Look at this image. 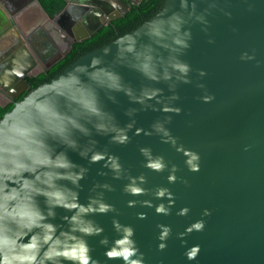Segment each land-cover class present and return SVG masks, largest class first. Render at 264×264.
Wrapping results in <instances>:
<instances>
[{"label": "clouds", "instance_id": "1", "mask_svg": "<svg viewBox=\"0 0 264 264\" xmlns=\"http://www.w3.org/2000/svg\"><path fill=\"white\" fill-rule=\"evenodd\" d=\"M167 3V0H166ZM166 3L152 19L146 21L139 30L119 36L111 45L116 52L111 61L106 57L112 54V47H104L101 55H93L87 64H75L49 83L30 93L2 117H0V264H103L92 255L96 248L89 244L90 238L98 237L97 245L105 249V261H119L120 264H145L144 253L136 241L132 225L122 224L117 218L118 209L108 203L105 193L115 192L108 182L96 181L89 189L86 203L79 202L81 181L87 179L90 171L74 163L67 151L77 152L89 165L102 163L98 176L115 181H126L120 189L125 196L143 197L151 195L154 200L167 201L153 204L152 200L130 199L127 207H154L156 215L169 216L175 206L174 194L168 187L146 188L147 176L141 172L133 176L125 168L119 156L107 148L97 150L95 135L110 137V145L126 147L132 143L129 132L134 128L135 115L151 109L163 114L157 118L149 130L136 128L134 135L158 136L161 143L168 144L185 157L189 172H199L201 157L199 153L185 149L178 144L167 125L172 123L173 115H180L182 109L174 106L180 99L177 87L192 84L193 68L183 59L191 48L193 39L190 24H199L207 34L210 27L208 16L214 11L222 12L231 18V12L219 7L220 0H179V10L168 13ZM198 3L205 4L198 10ZM74 5L68 11L73 20H80ZM254 11L251 4L247 9ZM234 33L236 28L231 29ZM208 44L215 40L210 35ZM239 59L244 62L256 61L255 49L252 53L243 52ZM260 67L261 62L256 61ZM126 67L139 74L141 84L134 88L125 82L117 70ZM203 78L207 73L196 70ZM8 75V73H5ZM17 75L20 73L17 72ZM164 84V89L155 85ZM203 91L197 99L211 103L215 96L208 92L205 84L197 83ZM103 94V97L101 96ZM116 94H123L130 104L125 115L130 122L121 127L114 113L107 110L105 100L119 104ZM80 138H87L85 143ZM250 146L245 147V151ZM62 149V150H60ZM143 158L141 167L150 172H168L167 182L175 184L178 179L188 186L186 179L176 175L179 168L165 160L163 155L154 154L150 146L138 147ZM58 209L65 215L59 216ZM190 209H180L177 216H187ZM114 213L111 225L115 234L111 238L105 228L92 217ZM204 209L203 217L211 216ZM147 218L146 213H137V219ZM157 251L167 248L172 235V227L159 223ZM204 219L190 224L185 232L178 234L182 244L184 237L193 232H203ZM201 249L199 245L186 248L184 256L194 261Z\"/></svg>", "mask_w": 264, "mask_h": 264}, {"label": "water", "instance_id": "2", "mask_svg": "<svg viewBox=\"0 0 264 264\" xmlns=\"http://www.w3.org/2000/svg\"><path fill=\"white\" fill-rule=\"evenodd\" d=\"M34 2L46 23L54 27L55 20L43 11L37 0ZM165 3L166 0L164 5ZM249 4L254 11L247 10ZM1 5L6 13L7 6L3 3ZM205 6L198 3V10ZM219 7L231 12V18L220 11H214L207 17L210 22L207 34L199 24L186 26L191 27L193 39L191 48L183 59L193 68V83L178 85L180 99L174 102V106L180 107L182 112L180 115H173L172 123L167 125L172 135L178 138V144L199 153L200 171L189 172L183 154L170 145L161 143L158 136L134 135L136 128L149 130L154 120L163 119L162 113L151 109L135 115L136 124L128 133L132 137V143L126 147L110 145V137L107 136L94 134L92 137L98 141L97 150L107 148L110 153L119 156L133 176L143 172L148 179L144 187H168L175 198L171 215H156L154 207H141L139 204L134 208L127 207L130 199L152 200L154 205L167 201L154 200L151 195L125 196L120 189L126 181L112 180L111 174L108 177L97 175L98 171H106L101 167L103 162L89 165L77 152L67 151L74 163L90 169L87 179L80 182L83 188L79 192V202L86 203L94 182L111 183L116 191L105 193V199L118 209L117 218L122 224L134 227V238L144 253L145 264H264V0H220ZM166 8L167 14L179 10V0H167ZM142 25L128 33L139 30ZM232 28L238 31L234 33ZM209 35L214 38V44L207 43ZM114 41L78 57L49 82L77 63H89L93 55H101L104 47H112V54L106 57L107 61H111L116 52L115 46L111 45ZM72 42L70 39L67 41L66 49L55 60L69 50ZM253 49L256 61L261 62L260 67L256 66V61L244 62L239 59L243 52L251 54ZM198 69H203L207 75L199 78L196 72ZM117 70L125 82L139 88L141 78L138 73L126 67ZM21 83L27 86L23 80ZM197 83L205 84L208 92L215 96L211 103H203L197 99L204 94L196 87ZM42 85L28 91L19 101H14L13 107ZM155 86L163 88L165 95H170L166 85ZM116 95L119 104L107 100L104 103L123 127L130 122V118L124 114L126 109L139 105L130 104L123 94ZM86 139L80 138V142L85 143ZM140 146H150L154 154L163 155L169 162V167L171 164L177 165L179 171L176 175L186 179L188 186L179 179L175 184H169L167 171L158 174L143 169L140 166L143 158L138 152ZM246 146H250L248 151L244 150ZM184 207L190 209L188 215L177 216L176 213ZM204 209H209L211 216L203 217ZM57 211V220L53 222L62 223L59 216L67 213L60 209ZM137 213H146L147 218L137 219ZM113 215L115 214L109 213L106 216L92 217L105 228V234L110 239L115 237L111 225ZM200 219L206 222L205 230L185 236L186 243L182 244L178 234L185 232L190 224ZM159 223L172 227L167 248L162 252L157 251L159 230L156 225ZM98 239H89V244L96 248L92 253L94 258H99L103 264H120L119 261H105L102 256L105 249L97 245ZM194 245H199L201 251L196 260L188 261L184 252Z\"/></svg>", "mask_w": 264, "mask_h": 264}, {"label": "flooded vegetation", "instance_id": "3", "mask_svg": "<svg viewBox=\"0 0 264 264\" xmlns=\"http://www.w3.org/2000/svg\"><path fill=\"white\" fill-rule=\"evenodd\" d=\"M34 1L0 0L1 106L19 101L31 91L28 78L40 74L50 78L52 69L63 59L80 57L114 41L138 28L156 11L154 5L142 6L143 0H61L62 8L50 15L41 0H37L43 11L55 20L56 26L51 27ZM1 3L7 6L6 13ZM70 4L75 6L80 20L72 19L68 11ZM69 39L73 41L69 50L55 60L66 49Z\"/></svg>", "mask_w": 264, "mask_h": 264}, {"label": "trees", "instance_id": "4", "mask_svg": "<svg viewBox=\"0 0 264 264\" xmlns=\"http://www.w3.org/2000/svg\"><path fill=\"white\" fill-rule=\"evenodd\" d=\"M43 3V7L47 10V12L50 15H54L57 13L63 6V2L61 0H52L50 3L47 2V0H41ZM165 0H143L142 6H148L151 7L154 5L156 7V11L149 14L146 19H150L152 16H154L164 5ZM79 56V55H78ZM78 56L70 57L67 59H63L61 62H59L53 69H52V75L50 78L45 77L44 75L40 74L36 77H30L28 78V82L31 83V90L35 89L39 85L49 82L51 78H53L56 74L61 72L63 69H65L70 63H72ZM13 107V104H8L5 106H0V117H2L5 113L9 112Z\"/></svg>", "mask_w": 264, "mask_h": 264}, {"label": "crops", "instance_id": "5", "mask_svg": "<svg viewBox=\"0 0 264 264\" xmlns=\"http://www.w3.org/2000/svg\"><path fill=\"white\" fill-rule=\"evenodd\" d=\"M32 31H33V28L28 30V31H26L27 32L26 34H30Z\"/></svg>", "mask_w": 264, "mask_h": 264}, {"label": "rangeland", "instance_id": "6", "mask_svg": "<svg viewBox=\"0 0 264 264\" xmlns=\"http://www.w3.org/2000/svg\"><path fill=\"white\" fill-rule=\"evenodd\" d=\"M1 102V101H0Z\"/></svg>", "mask_w": 264, "mask_h": 264}]
</instances>
